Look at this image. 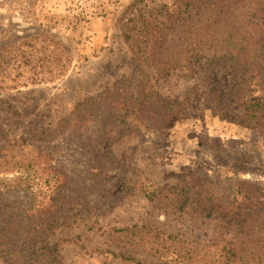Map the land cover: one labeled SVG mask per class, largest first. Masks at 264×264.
I'll list each match as a JSON object with an SVG mask.
<instances>
[{
  "label": "trees",
  "instance_id": "16d2710c",
  "mask_svg": "<svg viewBox=\"0 0 264 264\" xmlns=\"http://www.w3.org/2000/svg\"><path fill=\"white\" fill-rule=\"evenodd\" d=\"M170 1L138 8L145 0H135L129 7L124 38L132 67L113 86L77 102L49 132L38 129L19 139L0 132L4 262L65 264L57 235L76 229L144 249L160 264H264L263 148L204 138L195 164L183 168L188 182L177 187L155 183L127 161V153L120 157L114 150L130 135L168 132L186 109L178 97L163 95L161 83L220 68L226 53L244 117L237 122L264 134V0ZM255 91L260 96L253 99ZM132 195L159 201L169 215L189 212L194 221H215L214 234L187 245L148 224L104 227L103 220ZM75 240L90 255L82 235ZM94 250L102 264H143L131 255Z\"/></svg>",
  "mask_w": 264,
  "mask_h": 264
},
{
  "label": "rangeland",
  "instance_id": "374dc122",
  "mask_svg": "<svg viewBox=\"0 0 264 264\" xmlns=\"http://www.w3.org/2000/svg\"><path fill=\"white\" fill-rule=\"evenodd\" d=\"M134 1L0 0L1 134L19 139L38 129L49 132L77 102L105 91L129 73L132 54L124 30ZM153 1L145 0L138 8ZM225 56L227 61L220 68L195 77L175 75L162 82L163 95L178 97L186 112L165 134L143 131L124 138L114 147L120 157L127 153V161L155 183L177 187L188 182L183 168L195 164L204 138H217L235 148L264 149V134L238 123L244 117L230 55ZM259 96L255 91L251 98ZM111 190L112 186L107 192ZM162 206L159 201L132 195L102 225L148 224L183 237L187 245H200L213 236L215 221H194L189 212L169 215ZM76 235H82L81 242L93 256L76 247ZM57 240L63 245L65 264H102L103 258L94 252L97 247L134 256L143 264H160L144 249L83 230L66 229ZM0 264L8 263L0 257Z\"/></svg>",
  "mask_w": 264,
  "mask_h": 264
}]
</instances>
